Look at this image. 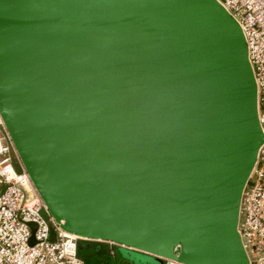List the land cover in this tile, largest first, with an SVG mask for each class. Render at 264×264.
<instances>
[{
  "label": "water",
  "instance_id": "1",
  "mask_svg": "<svg viewBox=\"0 0 264 264\" xmlns=\"http://www.w3.org/2000/svg\"><path fill=\"white\" fill-rule=\"evenodd\" d=\"M0 114L65 231L160 263L250 264L240 206L264 133L218 0H0Z\"/></svg>",
  "mask_w": 264,
  "mask_h": 264
},
{
  "label": "built area",
  "instance_id": "2",
  "mask_svg": "<svg viewBox=\"0 0 264 264\" xmlns=\"http://www.w3.org/2000/svg\"><path fill=\"white\" fill-rule=\"evenodd\" d=\"M218 1L237 20L245 36L264 133V0ZM14 148L0 114V264H84L78 254L83 239L65 231L49 213L29 174L17 170ZM44 209L55 228L54 241L42 215ZM32 222L37 224L34 244L30 243L33 232L28 225ZM238 231L250 264H264V142L242 193ZM162 260L163 264H187L172 258Z\"/></svg>",
  "mask_w": 264,
  "mask_h": 264
},
{
  "label": "trees",
  "instance_id": "3",
  "mask_svg": "<svg viewBox=\"0 0 264 264\" xmlns=\"http://www.w3.org/2000/svg\"><path fill=\"white\" fill-rule=\"evenodd\" d=\"M17 170L22 171L20 167ZM78 254L84 264H137L123 255L120 245L109 242L83 239L80 241Z\"/></svg>",
  "mask_w": 264,
  "mask_h": 264
},
{
  "label": "rangeland",
  "instance_id": "4",
  "mask_svg": "<svg viewBox=\"0 0 264 264\" xmlns=\"http://www.w3.org/2000/svg\"><path fill=\"white\" fill-rule=\"evenodd\" d=\"M12 154L14 161H16V167H20L22 170H24L15 148L13 149ZM121 252L125 257L137 264H161L155 257L136 250L121 247Z\"/></svg>",
  "mask_w": 264,
  "mask_h": 264
},
{
  "label": "flooded vegetation",
  "instance_id": "5",
  "mask_svg": "<svg viewBox=\"0 0 264 264\" xmlns=\"http://www.w3.org/2000/svg\"><path fill=\"white\" fill-rule=\"evenodd\" d=\"M14 162H16V161H14ZM16 164V163H15Z\"/></svg>",
  "mask_w": 264,
  "mask_h": 264
}]
</instances>
